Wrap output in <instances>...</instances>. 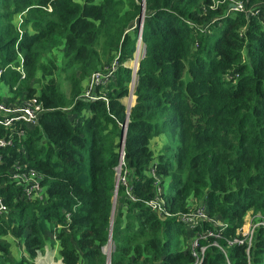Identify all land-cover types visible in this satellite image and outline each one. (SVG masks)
I'll use <instances>...</instances> for the list:
<instances>
[{
  "label": "trees",
  "instance_id": "trees-1",
  "mask_svg": "<svg viewBox=\"0 0 264 264\" xmlns=\"http://www.w3.org/2000/svg\"><path fill=\"white\" fill-rule=\"evenodd\" d=\"M140 2L0 0V83L10 93L4 103L35 98L43 108L20 138L0 127V138L11 141L0 148L7 209L0 215V264H32L49 240L61 264H104L100 248L108 235L110 264H192L189 245L198 233L231 239L248 216L264 217V0ZM141 13L142 55L133 74L125 64ZM57 48L68 93L53 79L36 91L35 64ZM18 55L23 78L13 69ZM113 62L112 78L93 89L97 99L80 98L83 82ZM132 82L127 115L122 101ZM160 135H176V145L153 157L150 143ZM13 166L36 174L40 198L27 199L10 183ZM151 168L168 216L145 205L156 196ZM198 205L221 226L203 221L186 229L179 215ZM263 240L259 228L250 264L261 263ZM16 245L29 261L11 258ZM227 253L231 264H246L243 247ZM201 264H223L222 256L208 247Z\"/></svg>",
  "mask_w": 264,
  "mask_h": 264
},
{
  "label": "built area",
  "instance_id": "built-area-1",
  "mask_svg": "<svg viewBox=\"0 0 264 264\" xmlns=\"http://www.w3.org/2000/svg\"><path fill=\"white\" fill-rule=\"evenodd\" d=\"M237 10H240V5L237 4L235 7ZM17 32L20 34V31L17 29ZM18 57V65L13 68L20 74V77L23 78L22 71V58L20 55ZM136 64L133 68H130L133 72L136 68ZM117 67V64L113 62L107 67H104L100 71L94 72L89 76L88 79L85 80L84 90L81 91L80 98L88 99V100H96L97 98L93 97L92 92L93 89L97 86L105 85L109 79L112 78L113 73ZM43 112V108L40 104H38L35 98L24 99L22 101L13 103V104H5L4 102H0V113L4 115L3 118H0V127L9 129L14 132L17 137H22L23 132L21 127H32L37 123V119L39 115ZM15 127H18L15 130ZM11 146V141L9 138L3 139L0 138V148ZM122 164V148H120L119 154V164L116 169L120 171V165ZM22 167L13 166L10 171V183L19 187L23 190L24 195L27 199L40 198L41 189L38 185L37 176L32 171H24ZM150 176L154 180L155 192L156 196L153 200L145 203V205L151 210L158 213H164L162 208V199L160 198L161 190L158 187V179L155 177L153 173V169L151 168L149 172ZM118 180V179H117ZM123 178L121 179V183L124 184ZM6 207L0 201V215L6 212ZM164 215L168 216L166 213ZM179 221L183 224V226L192 231L196 228H201V224L203 221H208L213 224L214 227L221 226L216 221L210 219L205 213V209L203 205L193 206L190 210L185 213H181L179 215ZM262 229L264 234V217L256 214L251 217H247L242 227L238 230L236 236L231 239H225L220 236L218 233H214L212 231L205 230L198 233L194 236L193 240L189 245L190 256L193 259L192 264H201L204 258L205 250L208 247H213L217 250L218 253L222 256L223 264H231L228 259L227 249L233 245L243 247L245 261L246 264H250L249 253L253 245V236L257 229ZM206 244L200 245L198 241L206 240ZM210 239V242H209ZM56 243V242H54ZM57 244V243H56ZM113 241L108 235L105 244L100 248V252L104 257V264H110V256L113 252ZM261 263L264 264V240L263 246L261 249ZM42 258L39 257L36 262H39Z\"/></svg>",
  "mask_w": 264,
  "mask_h": 264
},
{
  "label": "rangeland",
  "instance_id": "rangeland-1",
  "mask_svg": "<svg viewBox=\"0 0 264 264\" xmlns=\"http://www.w3.org/2000/svg\"><path fill=\"white\" fill-rule=\"evenodd\" d=\"M20 15H17L16 16L17 20H14L15 21V23H14L15 25L14 26H15L16 32H17V29L18 30L21 29L20 25H21V21L23 19L22 17H24V16H22V15L20 16ZM61 52H62L61 48H57V49L52 50L49 53V55H47V56L43 55L44 57L41 56L42 58L39 57L41 59L38 60V62L35 64V66H37V67L40 66V67L39 68H35V70H34V79L35 80L34 81H30L31 82L30 85L36 91H39V89L41 88L42 84H45L47 81L53 79L54 82L56 83V85L59 86L60 91L64 92V94L68 93V89L69 88H68V83L66 82V77L67 76L64 74V72H60L59 71L60 69H62ZM141 55H142V46L140 47L139 52H137V49L135 50L132 59L130 61H128L125 64V66L128 67V68H133L134 65L137 64L138 60L141 58ZM22 71H23V74H24L23 66H22ZM71 73L72 72L70 71L69 74H68L69 77H70ZM23 76H25V74ZM84 83H85V81L81 85V91H83L84 88H85L84 87ZM7 96H10L8 87L5 86L4 84L0 83V97H1L0 98V102H5V100H6L5 98ZM132 99L134 100V97H132ZM133 100H132V104H133ZM122 102H123V104L125 106H127V104H131V97L129 98L127 96L125 99H123ZM159 137L161 138L160 140L156 138V139H154L152 141V143H150V146L153 149L152 150L153 157L156 156L165 145H167L168 147H170L172 149L176 145V135H174L171 139H169L168 136H166V135H160ZM115 176H116L117 179L119 178V170L118 169H116ZM117 182H118V180H117ZM114 205H115V199H114V202H113V208H114ZM248 217H250V216H248ZM51 243H52V241L49 240L46 243V245H45V247L47 249L45 247H43V249L41 250V253L44 256V260L45 259L49 260V258L51 259L52 254H53L55 260L57 261V260L60 259V256H59V253H58V250H57L58 246H57L56 243H54L53 244L54 246L51 247L50 246ZM20 253L23 255V258L25 260L29 261L27 255L25 254V252L21 249L20 246H17V245L13 246L12 249H11V258L13 260H15V261H18L21 258L20 257ZM34 261H35V259H33L31 261V263L33 264ZM22 264H28V263L23 262ZM40 264H42V263H40ZM58 264H60V262Z\"/></svg>",
  "mask_w": 264,
  "mask_h": 264
},
{
  "label": "water",
  "instance_id": "water-1",
  "mask_svg": "<svg viewBox=\"0 0 264 264\" xmlns=\"http://www.w3.org/2000/svg\"><path fill=\"white\" fill-rule=\"evenodd\" d=\"M141 8H143V0H141ZM230 7L233 8V5H230ZM142 13L139 15V17L137 18L136 22H135V26H137L139 28V32H138V36H137V43H136V47H135V50L137 49V45L140 43V37H139V34H140V29H141V24H142ZM137 65V64H136ZM136 68L133 72V74L136 72ZM134 81V79H133ZM132 88H133V82L131 84V87H130V92H129V95L128 97H132ZM132 107V105H128V106H125V109H126V114L128 115V112H129V109ZM4 115L2 113H0V118H3ZM124 133H125V127H121V141H120V147L122 148L123 146V140H124ZM117 188V178H115V189ZM114 199H115V196H113V202H114ZM113 212V204H112V211H111V214Z\"/></svg>",
  "mask_w": 264,
  "mask_h": 264
},
{
  "label": "crops",
  "instance_id": "crops-1",
  "mask_svg": "<svg viewBox=\"0 0 264 264\" xmlns=\"http://www.w3.org/2000/svg\"><path fill=\"white\" fill-rule=\"evenodd\" d=\"M8 97H9V96H7L5 99H7ZM0 98H1V97H0ZM154 139H156V138H154ZM154 139H153V140H154ZM157 139L160 140L161 138H160V137H157ZM153 140H152V141H153ZM152 141H151V143H152ZM162 146H163V145H162ZM150 147H151V146H150ZM151 150H153L152 147H151ZM53 246H54V245H53ZM53 246H52V247H53ZM56 247H57V246H56ZM45 248H46V247H45ZM46 249H47V248H46ZM57 250H58V248H57ZM21 255H22V254L20 253V256H21ZM39 257L42 258V259H41L42 261H41V260H40L41 262L39 261V262L42 263V264H46V263H47V264H58V263L60 262V259L57 260V261L55 260L53 254H52L51 259L49 258V260H46V259L44 260V256H43L42 253L40 252V254L35 258V261H34L33 264H40L39 262H36V260H37ZM60 264H61V262H60Z\"/></svg>",
  "mask_w": 264,
  "mask_h": 264
},
{
  "label": "bare ground",
  "instance_id": "bare-ground-1",
  "mask_svg": "<svg viewBox=\"0 0 264 264\" xmlns=\"http://www.w3.org/2000/svg\"><path fill=\"white\" fill-rule=\"evenodd\" d=\"M137 47H138V45H137ZM132 100H133V99H132V97H131V104H132ZM128 101H129V100H128ZM131 104H127V106H128V105L130 106Z\"/></svg>",
  "mask_w": 264,
  "mask_h": 264
}]
</instances>
